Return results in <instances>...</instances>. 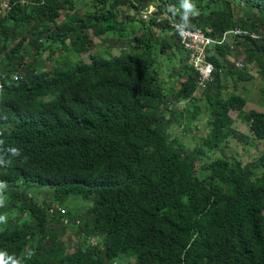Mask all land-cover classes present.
<instances>
[{
    "label": "trees",
    "instance_id": "16d2710c",
    "mask_svg": "<svg viewBox=\"0 0 264 264\" xmlns=\"http://www.w3.org/2000/svg\"><path fill=\"white\" fill-rule=\"evenodd\" d=\"M76 1L7 0L2 7L0 0L5 264H264V155L242 164L222 149L235 138L264 140V87L261 111L243 116L250 136L238 137L229 112H242L246 101L225 93L223 83L226 76L250 81L252 64L264 81V0H92L81 15L57 22ZM149 6L155 11L143 18ZM171 24L208 29L212 39L235 28L255 38L207 51L213 77L196 98V75ZM70 34L80 52L100 37L125 50L91 56L88 64L62 58L45 70L25 67L19 42L6 49L26 38L34 58L47 52L54 59ZM239 53L242 69L227 60ZM171 56L178 61L169 85L160 67ZM197 101L207 110V129L187 149L169 128L187 133ZM31 185L46 189L47 204L27 197ZM69 197L87 205L61 213ZM61 230L75 241L70 253Z\"/></svg>",
    "mask_w": 264,
    "mask_h": 264
},
{
    "label": "rangeland",
    "instance_id": "374dc122",
    "mask_svg": "<svg viewBox=\"0 0 264 264\" xmlns=\"http://www.w3.org/2000/svg\"><path fill=\"white\" fill-rule=\"evenodd\" d=\"M7 0H1L2 7H5ZM92 0H77L74 7L71 9H67L64 11L59 12L60 15L58 19L56 20L61 21L64 17L70 16V15H81L84 11L88 9V5L90 4ZM233 13L235 16L239 14V10L234 8ZM24 34V33H23ZM74 38L75 36L73 34H70L66 37V43L63 46H58V50L53 53L54 59H49V55L47 52H45L43 55L38 58H34V50H32L26 43V38L22 40L21 38H17L13 41V43H10L6 49L11 48L14 44L20 43L21 44V52L22 53V62L27 66L28 68H31L32 66H37L46 69H50L55 63V61H59L60 59H64L68 62H83V63H90V57L91 56H99L102 58H110L118 55L120 51H124L125 48L122 47L120 50L116 48H112L110 43L104 42V38H93L92 39V47L88 51H81L80 47H74ZM232 47H229L231 49ZM168 53V52H167ZM166 53V54H167ZM234 53V52H233ZM243 54L239 53L237 55V58L229 57L227 60L229 62L231 61H237V59H243ZM162 58V57H161ZM173 58L170 62L163 61L162 66L160 67V78L167 84L171 85L170 80L168 79V74L170 73L171 66L174 64L177 65L176 61L178 59L174 56H171ZM170 58V59H171ZM169 59V60H170ZM188 64V62H187ZM254 64H252L251 72L253 73V78L250 81L243 82L236 80L235 77L226 76L225 83L227 87V91L225 93H235L242 96V98L246 101V104L244 106V109L242 112L239 113H233L229 112V116L231 119H233L232 123V129H234L236 136L238 137L240 135L243 136H250L248 133L247 123L243 119V116L249 111H261L259 106V89L264 87V81L258 77V75L255 73V68H253ZM232 70V69H231ZM194 96L197 98L199 96V91H196L194 93ZM196 104L200 108L199 114L197 118L190 124L189 131L187 133H183L181 130V127L177 126L176 124H173L169 128L170 135H175L184 145L187 149H191L195 143L196 139L199 136H204L206 132V116H207V110L203 104L202 101H197ZM187 105L186 102L179 103L177 107L183 108ZM156 109L149 111L147 113V120H151L154 116ZM194 138V139H193ZM244 144V140L242 139H231L228 141L227 146H223V152L227 155L235 156L242 164L251 162L259 158L261 155H264V140L254 141L250 138L247 140ZM219 156L217 152L210 153L209 158L215 159ZM46 189L38 188L34 185L29 186V188L26 191L27 197H31L36 199L37 202H42L44 200V203L46 202ZM64 205L66 207H62V212L65 209L70 210L72 213H76L79 210H81L84 206L87 205L86 202L81 201L78 198L69 197L65 199ZM12 215V214H10ZM18 215H12V219L17 218ZM22 219L26 221L28 218L26 216H23ZM8 222V221H7ZM7 222L6 225H7ZM12 222V221H11ZM59 234V240L64 241V246L68 253H70L75 245V241L69 239V241L64 240V238L67 237V231H59L57 232ZM92 239V238H90ZM124 262V261H123Z\"/></svg>",
    "mask_w": 264,
    "mask_h": 264
},
{
    "label": "built area",
    "instance_id": "2783aa9c",
    "mask_svg": "<svg viewBox=\"0 0 264 264\" xmlns=\"http://www.w3.org/2000/svg\"><path fill=\"white\" fill-rule=\"evenodd\" d=\"M154 11L155 9L152 6L144 8L141 11L142 17L145 18L146 14ZM171 27L177 32L178 44L186 53L188 65L196 75V89L199 92L206 88L213 77L214 66L206 57L208 50H211L216 45L232 43L233 41L231 40L235 37L248 35L250 38H255L252 33H246L238 28L224 32L219 39H212L207 35L209 33L208 29H181L175 24H171ZM241 60L231 61L230 63H232L234 68L242 69L243 64ZM253 68L255 67L253 66ZM89 244L94 245L92 239H89Z\"/></svg>",
    "mask_w": 264,
    "mask_h": 264
},
{
    "label": "clouds",
    "instance_id": "9594fccd",
    "mask_svg": "<svg viewBox=\"0 0 264 264\" xmlns=\"http://www.w3.org/2000/svg\"><path fill=\"white\" fill-rule=\"evenodd\" d=\"M185 7L188 9H191V5L185 4ZM0 187H3L2 184H0ZM3 205V198H0V206ZM5 218L3 216H0V222H2ZM0 264H5L4 261V255L2 253H0ZM12 264H17V262L13 261Z\"/></svg>",
    "mask_w": 264,
    "mask_h": 264
}]
</instances>
